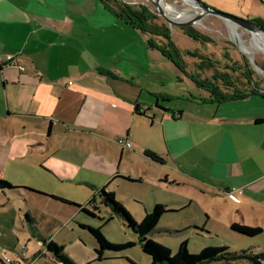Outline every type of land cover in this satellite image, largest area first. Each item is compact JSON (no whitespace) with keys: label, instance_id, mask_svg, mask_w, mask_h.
<instances>
[{"label":"crops","instance_id":"1","mask_svg":"<svg viewBox=\"0 0 264 264\" xmlns=\"http://www.w3.org/2000/svg\"><path fill=\"white\" fill-rule=\"evenodd\" d=\"M148 39L100 0H0V180L16 187L0 190V211L17 196L36 245L52 240L36 224H65L56 213L74 202L67 184L117 196L115 180L145 183L144 211L179 209L190 189L235 203L231 223L264 216L263 89L222 102L181 91L186 79L165 75L169 60ZM94 246L81 249L86 260Z\"/></svg>","mask_w":264,"mask_h":264},{"label":"rangeland","instance_id":"2","mask_svg":"<svg viewBox=\"0 0 264 264\" xmlns=\"http://www.w3.org/2000/svg\"><path fill=\"white\" fill-rule=\"evenodd\" d=\"M126 1L141 2L153 8L147 0ZM164 1L178 11L195 8L193 3H187L186 1L184 3L182 0ZM201 1L217 10L238 17L264 21V0ZM200 22L201 24H194L191 27L197 33L205 36L208 40L206 43L189 38L183 27L173 26L170 28L173 39L181 50L195 52V54L202 55L205 60H209L210 66H205L200 70L197 67L199 64L197 56H185L184 58L192 72L200 78H211L215 74L225 73L229 75L227 81L233 83L236 88L244 90L251 87L245 78L247 68L251 74V79L264 91V53L256 51L253 57L245 54L239 44L232 38L227 22L216 16L206 15ZM236 29L242 40L248 44L252 38L251 33L241 27H236ZM164 63L169 66L167 70L164 65L165 75L168 73L175 81L177 71L174 65L170 61H164ZM179 86L181 91L188 89L195 96H202V92L190 81H180ZM221 87L224 89L222 83ZM175 102L173 101V103ZM180 102L184 103V101ZM112 183V187L118 192L117 200L122 203L133 219L139 222L145 208L141 205L138 197L141 192L144 193L147 190V185L123 180H115ZM119 184L121 187L118 186ZM64 186L68 193H70V189L74 190L70 194L74 199L73 203L86 206L90 213L77 208L78 215L75 216L74 206L65 204L62 211L56 213L65 224H58L59 227L52 224H36L38 226L37 232L39 230L47 237L51 236L54 243L63 248V254L76 264H150L151 257L142 251L138 235L127 227L122 218L113 215L110 207L101 202L95 190L84 184H73L72 187L69 184ZM28 193H25V195L28 196ZM186 193L190 200L186 201L179 209L170 208L163 203L166 206V212L162 214L158 224L148 235L149 238L159 245L168 247L172 253L177 251L183 241L187 243L190 253L199 252L207 246L223 245L229 247V250L235 253L249 250V253L253 256L252 259L240 260L236 264H264V216H257L256 219L249 220L252 224H246L261 227L262 233L255 237L245 236L233 231L230 227L231 222L227 220V215L234 210L235 203L226 197H222V195L207 196L190 189H186ZM94 194L96 195L94 202L87 204ZM147 196L146 198H152L150 191ZM15 197L7 203L6 208L0 211L2 239L12 243V247H10L0 242V260L5 264H10L7 260H3L2 256L5 254L12 261V264H58L49 254L45 253V247L36 245L30 234L33 232V228H31L29 236L27 232H24L23 222L16 218L20 204L17 196ZM68 214L71 216L70 218L66 216ZM9 215L10 220L8 222ZM12 218L15 220L14 224L16 226L13 225ZM7 224H11V229L7 227ZM89 226L99 227L101 233L111 243H132V245L121 250H105L101 260L95 258L86 260V256L81 249L92 251V242H94L87 229ZM77 240L78 246L75 244ZM18 241L21 243L19 244ZM34 255L36 257L33 258Z\"/></svg>","mask_w":264,"mask_h":264},{"label":"trees","instance_id":"3","mask_svg":"<svg viewBox=\"0 0 264 264\" xmlns=\"http://www.w3.org/2000/svg\"><path fill=\"white\" fill-rule=\"evenodd\" d=\"M100 1L106 10L125 25L148 34V46L158 50L174 65L179 75L178 78L192 82L199 90L208 95L210 100L222 102L243 98L250 93H259L261 88L251 79V74L247 68L245 78L251 87L244 90L236 88L233 83L227 81L226 79L229 78V75L225 73L215 74L211 78H200L198 75L194 74L191 68H189V65L184 58L185 56H197L199 58V64L197 67L200 70L205 66H210V62H208L209 60H205L202 55L195 54V52L181 50L172 39V33L168 23L159 16L154 7L151 8L141 2L132 3L126 0ZM253 21L264 25V21L261 19H254ZM183 29L186 35L194 41H201V43H206L208 41L205 36L197 33V31L191 26L183 27ZM221 83L224 86V89L221 87ZM134 112L140 115L144 114L138 105L135 106ZM262 121L264 120H261L260 122ZM145 155L153 160H160L157 155L151 152L145 151ZM126 179L131 180L130 178ZM13 188L16 187L12 186L7 181L0 180V190ZM94 190L96 191V195L100 197L101 202L110 207L113 215L122 218L126 222L127 227L138 235L142 251L151 257L150 264H236L240 260H250L253 257L249 253V250L235 253L231 252L229 247L225 245L207 246L202 248L199 252L190 253L185 241L181 242L177 251L172 253L168 247L159 245L148 237L158 224L162 214L166 212V206L164 204L156 203L151 210L145 211L142 219L137 222L125 209L122 203L117 200L113 191L107 190L106 186L99 189L94 188ZM96 195L94 194L87 204H92ZM70 204L81 211L90 213L86 209V206L76 203ZM25 217L28 220V216L26 215ZM230 227L233 231L249 237H255L262 233V228L259 226H250L233 222ZM87 229L94 239V253L96 260L103 259V253L105 250H121L132 245V243L116 244L109 242L101 233L99 227L89 226ZM42 243H44L46 247V252L50 253L59 264H76L70 258L65 256L63 254V248L59 247L52 240L47 242L45 239H42Z\"/></svg>","mask_w":264,"mask_h":264},{"label":"water","instance_id":"4","mask_svg":"<svg viewBox=\"0 0 264 264\" xmlns=\"http://www.w3.org/2000/svg\"><path fill=\"white\" fill-rule=\"evenodd\" d=\"M147 1L151 3L154 9L158 12L159 16L168 23L170 28L173 26H178V27L192 26L197 22H199L204 16L212 15L226 22H230L236 27H241L242 29L250 33H257L264 35V25L258 24L250 19L238 17L236 15L217 10L203 3L201 0H191L195 3L198 10L197 13L192 18L185 21H175L169 18L167 13L162 7L160 0H147Z\"/></svg>","mask_w":264,"mask_h":264},{"label":"bare ground","instance_id":"5","mask_svg":"<svg viewBox=\"0 0 264 264\" xmlns=\"http://www.w3.org/2000/svg\"><path fill=\"white\" fill-rule=\"evenodd\" d=\"M182 1L183 2L186 1L187 3H193L195 5V3L191 0H182ZM160 2H161L163 9L167 13L168 17L175 21L188 20L192 18L197 13V10H198L195 5V8H191V9L188 8V9H183V10L179 9L180 11H178L174 9L172 6H170L168 3H166L164 0H160ZM196 24H201V22L199 21ZM227 24L230 27L232 38L234 39V41H236L239 44L241 50L245 54H248L250 57H253L256 51L257 52L261 51L264 53V35L263 34L251 33L252 38L250 42L246 44L240 37L236 29V26H234L230 22H227Z\"/></svg>","mask_w":264,"mask_h":264},{"label":"built area","instance_id":"6","mask_svg":"<svg viewBox=\"0 0 264 264\" xmlns=\"http://www.w3.org/2000/svg\"><path fill=\"white\" fill-rule=\"evenodd\" d=\"M1 60H2V59H1ZM1 60H0V62H1ZM14 60H15V56L9 54V55H5V56H4L3 62H4V61H5V62H13ZM19 68H20V69H23L22 66H19ZM120 142L122 143V141H120ZM124 145H125L126 147H129V146H130L129 143H124ZM236 191H237L236 189H232V190H230L229 192H227L228 197L231 198L232 200H235V201H236V197H235L234 194H235ZM2 258H3V260H7L8 262L11 263L10 259H9L5 254H3ZM1 261H2V260H1ZM11 264H12V263H11ZM17 264H19V263H17Z\"/></svg>","mask_w":264,"mask_h":264}]
</instances>
